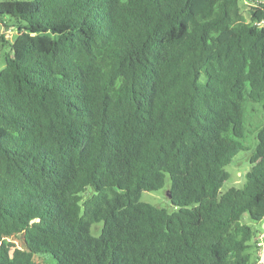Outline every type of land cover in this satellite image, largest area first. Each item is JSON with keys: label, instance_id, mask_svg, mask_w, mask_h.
<instances>
[{"label": "trees", "instance_id": "1", "mask_svg": "<svg viewBox=\"0 0 264 264\" xmlns=\"http://www.w3.org/2000/svg\"><path fill=\"white\" fill-rule=\"evenodd\" d=\"M244 1L0 0V264H255L264 0ZM166 179L171 211L140 200Z\"/></svg>", "mask_w": 264, "mask_h": 264}, {"label": "rangeland", "instance_id": "2", "mask_svg": "<svg viewBox=\"0 0 264 264\" xmlns=\"http://www.w3.org/2000/svg\"><path fill=\"white\" fill-rule=\"evenodd\" d=\"M240 4H241L242 12L245 13L247 9V5L245 1L241 0ZM18 33L19 30H15L14 27H11V29L5 33L6 34L5 37L9 42H13L17 37ZM11 54L12 51L8 45L0 44V71L5 66V60H4L5 56ZM250 114L251 115L248 118L249 119L248 123L255 124L256 122L260 121V107H258V105H253V109L250 111ZM246 136L247 137L245 140V145L249 147V150L241 151L237 153L233 157L231 163L225 167V170L229 173V178L227 179V181L223 183L221 187V192H225L231 187L240 188L245 181L244 173L249 169L248 157L252 153L255 146V140L253 136H251V134L248 133V131L246 133ZM169 187H170L169 180L166 179L165 185L162 189L157 191L142 192L140 200L142 202L149 203L159 208H165L171 211L173 209L172 203L169 197L167 196V191ZM244 222L247 225H250L258 230V234L255 239V244L250 249V251H253L254 253L253 257L257 260L255 264H258V261L259 264H264V228H261V230H259L258 224L252 222L249 219V216L246 214L244 215ZM100 230H101V224L93 225L91 227V233L93 235H98L100 233ZM260 254H262V256Z\"/></svg>", "mask_w": 264, "mask_h": 264}, {"label": "water", "instance_id": "3", "mask_svg": "<svg viewBox=\"0 0 264 264\" xmlns=\"http://www.w3.org/2000/svg\"><path fill=\"white\" fill-rule=\"evenodd\" d=\"M167 196L170 198V195L169 194H167ZM262 228H264V223L262 224Z\"/></svg>", "mask_w": 264, "mask_h": 264}, {"label": "built area", "instance_id": "4", "mask_svg": "<svg viewBox=\"0 0 264 264\" xmlns=\"http://www.w3.org/2000/svg\"><path fill=\"white\" fill-rule=\"evenodd\" d=\"M259 246H261V245H259ZM261 256H262V254H260ZM258 264H259V261H258Z\"/></svg>", "mask_w": 264, "mask_h": 264}]
</instances>
